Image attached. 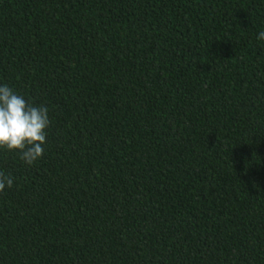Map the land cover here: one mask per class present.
<instances>
[{"label": "trees", "instance_id": "trees-1", "mask_svg": "<svg viewBox=\"0 0 264 264\" xmlns=\"http://www.w3.org/2000/svg\"><path fill=\"white\" fill-rule=\"evenodd\" d=\"M264 0H0V83L49 109L0 150V264H264Z\"/></svg>", "mask_w": 264, "mask_h": 264}, {"label": "clouds", "instance_id": "clouds-1", "mask_svg": "<svg viewBox=\"0 0 264 264\" xmlns=\"http://www.w3.org/2000/svg\"><path fill=\"white\" fill-rule=\"evenodd\" d=\"M256 39L264 41V30ZM50 125L49 109L28 103L6 83H0V150L18 151L32 165L42 158ZM13 185V179L0 171V192Z\"/></svg>", "mask_w": 264, "mask_h": 264}]
</instances>
